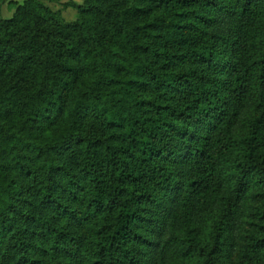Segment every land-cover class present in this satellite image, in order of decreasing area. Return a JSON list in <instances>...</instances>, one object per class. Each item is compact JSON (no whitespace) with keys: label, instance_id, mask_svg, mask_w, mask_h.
I'll return each mask as SVG.
<instances>
[{"label":"trees","instance_id":"1","mask_svg":"<svg viewBox=\"0 0 264 264\" xmlns=\"http://www.w3.org/2000/svg\"><path fill=\"white\" fill-rule=\"evenodd\" d=\"M72 5L0 17V264H264V0Z\"/></svg>","mask_w":264,"mask_h":264},{"label":"rangeland","instance_id":"2","mask_svg":"<svg viewBox=\"0 0 264 264\" xmlns=\"http://www.w3.org/2000/svg\"><path fill=\"white\" fill-rule=\"evenodd\" d=\"M23 0H0V17L9 18L15 7ZM51 10L57 11L64 21L73 20L76 16V9L72 5L80 3L82 0H40Z\"/></svg>","mask_w":264,"mask_h":264}]
</instances>
